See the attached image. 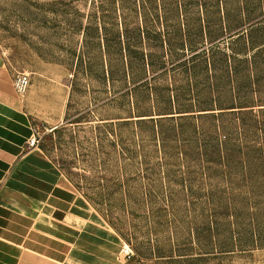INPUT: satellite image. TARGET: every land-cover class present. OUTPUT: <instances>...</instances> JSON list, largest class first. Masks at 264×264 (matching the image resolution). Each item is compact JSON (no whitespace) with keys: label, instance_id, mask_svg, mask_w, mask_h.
Masks as SVG:
<instances>
[{"label":"rangeland","instance_id":"rangeland-1","mask_svg":"<svg viewBox=\"0 0 264 264\" xmlns=\"http://www.w3.org/2000/svg\"><path fill=\"white\" fill-rule=\"evenodd\" d=\"M142 6L0 0V108L32 120L48 154L133 251L129 264H264V249L215 250L208 199L219 184L205 180L195 146L215 131L214 120L199 115L218 114L219 105L206 66L187 63L211 43L201 39L193 54L184 44L196 31L180 26L199 23L200 4ZM227 37L221 51L230 54L235 37ZM19 76L29 79L24 93L14 87ZM66 116L82 123L50 139Z\"/></svg>","mask_w":264,"mask_h":264},{"label":"trees","instance_id":"trees-1","mask_svg":"<svg viewBox=\"0 0 264 264\" xmlns=\"http://www.w3.org/2000/svg\"><path fill=\"white\" fill-rule=\"evenodd\" d=\"M148 1L143 0L144 11L148 10ZM183 1L187 4L197 2L202 11L199 23H180L185 33L196 31L195 35H188L185 47L189 43L193 53L201 39L208 38L211 43L210 52L204 49L193 53L187 63L206 66V71L201 68V72L204 78L206 74L204 80L211 82L209 87L217 93L219 105L218 114L199 115L200 119L214 120L211 143L204 138L195 146L196 153L206 163L203 168L205 180H216L219 184L208 199L213 204L211 231L216 241L215 250L223 254L264 249V0ZM182 7L179 3L180 12H186L187 6ZM225 37H235L232 39L235 47L231 48L230 54L221 51L220 43ZM201 72H193L191 77H197ZM257 106L259 110H256ZM210 111L216 110H205ZM185 117L180 119L187 120ZM64 120L62 126L50 130V139L67 131L72 124L82 123L69 122L67 116ZM35 126L32 123L33 129ZM194 132H198L196 125ZM36 139V147L104 217L97 208L99 204L48 154L42 146V139L37 136Z\"/></svg>","mask_w":264,"mask_h":264},{"label":"crops","instance_id":"crops-1","mask_svg":"<svg viewBox=\"0 0 264 264\" xmlns=\"http://www.w3.org/2000/svg\"><path fill=\"white\" fill-rule=\"evenodd\" d=\"M33 137L30 118L0 108V264H129L120 235Z\"/></svg>","mask_w":264,"mask_h":264},{"label":"built area","instance_id":"built-area-1","mask_svg":"<svg viewBox=\"0 0 264 264\" xmlns=\"http://www.w3.org/2000/svg\"><path fill=\"white\" fill-rule=\"evenodd\" d=\"M29 85V79L27 76L18 77L14 82V87L18 93H24ZM38 141L34 134V137L29 141V146H36ZM125 253L128 255L129 258L133 256V251L130 249L129 246H125L124 248Z\"/></svg>","mask_w":264,"mask_h":264}]
</instances>
